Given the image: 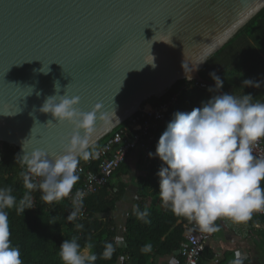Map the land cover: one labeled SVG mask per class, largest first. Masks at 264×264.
<instances>
[{
  "label": "water",
  "instance_id": "obj_1",
  "mask_svg": "<svg viewBox=\"0 0 264 264\" xmlns=\"http://www.w3.org/2000/svg\"><path fill=\"white\" fill-rule=\"evenodd\" d=\"M263 8L264 0H0V142L20 159L61 155L71 128L39 111L53 95L108 114L90 149L178 81L215 87L200 71Z\"/></svg>",
  "mask_w": 264,
  "mask_h": 264
},
{
  "label": "clouds",
  "instance_id": "obj_2",
  "mask_svg": "<svg viewBox=\"0 0 264 264\" xmlns=\"http://www.w3.org/2000/svg\"><path fill=\"white\" fill-rule=\"evenodd\" d=\"M155 37L156 32L153 40L162 41ZM150 47L151 42L149 50ZM192 70L194 67L188 73ZM210 76L215 87L209 91L223 88L220 76L215 73ZM187 78L191 79L190 74ZM243 87L259 88L260 83L248 79L243 81ZM242 88L239 96L234 92L214 95L200 108L175 113L159 137L155 153H149L150 158L155 155L163 164L157 176L158 196L164 206L174 215L193 222L202 232L220 231L216 221L222 218L240 224L250 221L253 213L264 211V158L253 155L254 145L264 139V101L242 94ZM55 90L59 92L58 84ZM78 104L79 97L68 98L65 94L45 100L39 111L52 116L49 122L71 128L65 137L63 153L53 160L45 152L34 150L21 158L27 165V171L21 173L27 191L19 201L11 187H0V264H23L19 249L11 246L6 209L15 207L20 214L32 209L33 191H39L42 201L48 204L64 200L79 181L81 159L93 156L89 151L91 134L98 118L107 119L108 114L97 116L100 105L81 112ZM37 178L39 183L35 182ZM83 195L79 190L76 192L67 220L80 215ZM134 214L143 221L149 215L138 205L134 206ZM75 227L79 230L83 225ZM115 243L123 244V237L117 236ZM92 248L89 242L82 250L73 236L60 245L59 257L62 264H95L98 257ZM114 251L115 245L108 242L101 255L110 259ZM141 251L151 252V244H145ZM232 264H243L240 252L235 253Z\"/></svg>",
  "mask_w": 264,
  "mask_h": 264
},
{
  "label": "trees",
  "instance_id": "obj_3",
  "mask_svg": "<svg viewBox=\"0 0 264 264\" xmlns=\"http://www.w3.org/2000/svg\"><path fill=\"white\" fill-rule=\"evenodd\" d=\"M234 43H238L237 48L233 52H229L231 45ZM241 50L242 54L248 56L251 55L250 52L253 50H258L264 55V8L232 40L207 60L199 76L212 84H214V81L210 73L220 76L224 81L223 88L220 90L223 94L226 93L227 88L232 84L227 71L229 59L232 61L235 51ZM193 85L194 82L178 81L161 98H152L143 103L144 107L146 104L157 107L170 101L173 96H177L176 103L171 106L165 115L164 122L160 124L154 134L155 139L149 145L151 153H155L159 137L166 129L167 124L173 119L175 113L191 112L194 108L202 107L214 95H218L217 93L201 90ZM142 111L143 109L135 115ZM128 122L129 120L118 126L104 139L91 147L89 151L93 152L96 148L102 146L107 139L127 125ZM1 145L0 187H11L13 195L19 201L27 191L23 186V177L21 176V173L25 172L24 165L17 148L5 143ZM139 152L140 165L138 170L141 173L134 180L136 200L134 205L126 212V217L122 221L124 247L118 248L115 243L117 223H115L112 213L122 201L126 191V184H123L120 179L130 172V168L126 164L129 155L126 157L125 162L116 169L106 188L83 200L82 210L86 215L85 218L67 220V216L73 210V207L65 200L59 203H45L42 201L39 191L31 193L32 209H26L23 214L18 213L15 207L6 209L9 218L11 246L19 249L23 264H62L59 257V247L64 240H70L73 236L77 237L82 250L89 242L93 245L91 251L98 257L95 264H116L119 257L126 259L123 264H160L161 259L176 250L182 241L184 227L189 225L190 221L174 215L165 206L156 207L159 198V177L157 173L163 167V164L155 155L150 161L144 162V154L142 151ZM83 161L81 159L79 165ZM89 170L95 171L96 166L87 169V171ZM79 177V181L74 187L83 184V176L79 175ZM113 181H116V183ZM135 205H138L140 210L146 209L148 211L149 215L146 221L139 220L136 217L134 214ZM76 224H82L83 228L76 229ZM244 224L252 228L254 225H259L264 234V215L253 213L252 219ZM108 242L115 245V251L110 259H105L101 254ZM149 243L152 246V251L142 252L141 248ZM258 248L262 252V264H264V235L260 238ZM204 256L206 260L213 257L212 250L209 247L205 248ZM226 257L227 259L222 264H232L233 256L228 254ZM242 262L248 264L247 260H242Z\"/></svg>",
  "mask_w": 264,
  "mask_h": 264
},
{
  "label": "built area",
  "instance_id": "obj_4",
  "mask_svg": "<svg viewBox=\"0 0 264 264\" xmlns=\"http://www.w3.org/2000/svg\"><path fill=\"white\" fill-rule=\"evenodd\" d=\"M194 82L195 87L207 92L217 93L219 91H209L214 89V86L198 81ZM177 96H173L170 101L163 103L157 107L147 105L138 115H133L127 125L120 128L102 146L93 151V156L84 160L78 165V174L83 176V184L78 187H73L72 192L64 200L72 206V199L76 192H82L84 200L86 197L93 195L102 189L106 188L116 169L126 160V157L131 151L139 150L143 152V158L150 161L149 145L155 139V132L160 124L164 122L165 115L168 113L171 106L176 103ZM0 142V163H1V145ZM253 155L257 158H264V139L258 141L253 147ZM96 166L95 171H87V169ZM24 171H27V166H24ZM39 183V178L35 180ZM114 192L116 190H113ZM73 207V206H72ZM258 215H264V211L256 212ZM84 211L80 210V215L77 219L85 218ZM218 221V220H217ZM259 225H254L253 228H258ZM117 236L122 237L124 226H117ZM214 236V233L202 232L197 225L192 223L186 227L184 232V240L179 247L174 250L165 260L164 264H221V258L216 255L212 259H204V251L209 241ZM124 241V238H123ZM125 246L117 245L118 248ZM124 257H119L116 264H123Z\"/></svg>",
  "mask_w": 264,
  "mask_h": 264
},
{
  "label": "crops",
  "instance_id": "obj_5",
  "mask_svg": "<svg viewBox=\"0 0 264 264\" xmlns=\"http://www.w3.org/2000/svg\"><path fill=\"white\" fill-rule=\"evenodd\" d=\"M237 44L238 43L232 44L229 52H233L237 48ZM250 53L251 55L248 56L242 54V50L238 52L235 51L232 61L229 59L227 71L232 84L227 88L226 93L231 94L234 92L235 95L239 96L241 94L243 81L251 79L254 82H259L260 87H243L242 94H251L254 99L264 101V55L258 50H253ZM139 158L140 152L133 151L126 160L130 172L127 176L120 179L123 184H126V191L122 201L116 206L115 211L112 213L117 226H123L122 221L124 217H126V212L134 205L136 200V186L134 180L137 175L141 173L140 170H138L140 165ZM144 162H146L145 159ZM113 182L116 183V181ZM160 201V198H158L156 203L157 208L164 206ZM192 223L193 222L190 221V224L184 227V232L186 231V227L190 226ZM216 224L219 225L220 231L214 233L207 247L212 250L213 257L218 255L222 259L221 264L227 259L226 256L228 254L229 256H233L232 259H235V253L237 251L241 253V259L247 260L248 264L263 263L262 252L258 248L260 238L264 235L260 226L258 228H252L244 223H234L227 218L216 221ZM184 232L182 241L184 240ZM167 257L161 259L160 264H164ZM204 259H206V257Z\"/></svg>",
  "mask_w": 264,
  "mask_h": 264
},
{
  "label": "rangeland",
  "instance_id": "obj_6",
  "mask_svg": "<svg viewBox=\"0 0 264 264\" xmlns=\"http://www.w3.org/2000/svg\"><path fill=\"white\" fill-rule=\"evenodd\" d=\"M147 105H148V104H146L145 107H146ZM146 108H147V107H146ZM160 202H162V201H160Z\"/></svg>",
  "mask_w": 264,
  "mask_h": 264
},
{
  "label": "snow or ice",
  "instance_id": "obj_7",
  "mask_svg": "<svg viewBox=\"0 0 264 264\" xmlns=\"http://www.w3.org/2000/svg\"><path fill=\"white\" fill-rule=\"evenodd\" d=\"M144 63H146V58H145V60H144Z\"/></svg>",
  "mask_w": 264,
  "mask_h": 264
}]
</instances>
